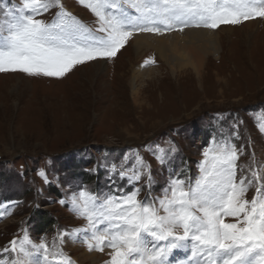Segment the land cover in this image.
Masks as SVG:
<instances>
[{"label": "rangeland", "instance_id": "rangeland-1", "mask_svg": "<svg viewBox=\"0 0 264 264\" xmlns=\"http://www.w3.org/2000/svg\"><path fill=\"white\" fill-rule=\"evenodd\" d=\"M2 1L0 21H5L6 10L20 0H10L6 8ZM61 2L84 24L97 26L77 0ZM57 11L43 18L51 21ZM223 26L230 27L211 29L220 36L215 47L201 51L200 68L187 52L199 48L188 34L148 33L161 38L162 57L154 41L136 52V36L142 32L134 33L115 57L77 65L60 79L0 73V203L18 202L0 207V252L13 238L23 237L26 223L36 236L51 238L53 224L56 234L85 224L59 200L83 186L108 193L113 181L130 191L126 181L108 173L112 165L119 172L132 164L137 153L150 166L152 179L150 195L147 174L136 185L145 187L141 200L161 195L173 173L196 177L201 151L213 138L242 148L238 164L246 174L249 167L264 174V133L258 128L264 123V19L232 25L226 32ZM161 149L163 164L154 155ZM254 194L250 190L247 198ZM40 212L52 219H40ZM68 246L81 264H92L83 263L85 247Z\"/></svg>", "mask_w": 264, "mask_h": 264}, {"label": "snow or ice", "instance_id": "snow-or-ice-1", "mask_svg": "<svg viewBox=\"0 0 264 264\" xmlns=\"http://www.w3.org/2000/svg\"><path fill=\"white\" fill-rule=\"evenodd\" d=\"M77 2L96 18L95 28L66 11L61 0H20L7 9L8 19L0 21V73L60 79L77 65L115 57L134 33L216 30L264 19V0ZM54 8L55 17L44 19ZM258 128L264 133V123ZM242 154L230 140L213 138L201 151L196 177L173 173L161 195L141 200L136 185L147 174L150 195L152 179L137 153L132 164L119 172L112 165L108 173L126 181L130 191L113 181L108 193L86 186L71 192L59 203L85 225L60 230L51 245L34 241L25 230L3 249L8 257L0 254V264H71L62 248L66 237L89 252L111 249L105 264H170L174 250L186 253L187 264H264V174L250 167L246 174L238 164ZM154 155L165 162L163 149ZM38 175L48 182L45 172Z\"/></svg>", "mask_w": 264, "mask_h": 264}, {"label": "bare ground", "instance_id": "bare-ground-1", "mask_svg": "<svg viewBox=\"0 0 264 264\" xmlns=\"http://www.w3.org/2000/svg\"><path fill=\"white\" fill-rule=\"evenodd\" d=\"M259 22V21H257ZM257 22H248L247 24L249 26H252L253 23H257ZM225 27V26H223ZM232 30V25H230V27H225L223 28V32L225 31H231ZM142 33V32H141ZM219 33L220 31H212L211 29H202V28H185L182 32L181 31H171V33H168V35L170 36H183V35H189L192 37V40L195 41L194 43H196L198 45V47L200 48H195V49H191L190 52L187 51L189 53V56L195 59L196 64H193V66H197V68H200V64H202V60H199L202 58V50H209L210 48H212L213 46L215 47L216 44H213L215 40L219 39ZM138 34V33H136ZM151 35H148V33H143L140 34L138 36H136L137 40L135 43V50L137 53H139V51L141 50V46L142 44H146L148 42L149 45H151L150 42L154 41L155 44V48H159L160 49V56L164 57L165 51L164 50V46L163 44L159 41V39L161 38H155V37H150ZM135 38V39H136ZM156 39V40H154ZM180 40L185 41L184 38H181ZM185 47V46H183ZM138 77H135L133 80L134 82H137ZM135 86V85H134ZM136 91V90H135ZM137 92V91H136ZM136 92H133V94H135ZM4 212H7V206L6 209L5 207L2 209V214ZM5 214V213H4ZM3 217V215L1 216ZM77 249V246H74ZM111 251V249H105L104 252H99V251H92L89 252L88 250L85 251L84 255L82 256V260L83 263L86 261V259L88 261H90L92 264H97L99 263V261L101 260H105L106 259V255H108V253ZM176 255L180 254V253H184V252H176ZM78 259V258H77Z\"/></svg>", "mask_w": 264, "mask_h": 264}, {"label": "trees", "instance_id": "trees-1", "mask_svg": "<svg viewBox=\"0 0 264 264\" xmlns=\"http://www.w3.org/2000/svg\"><path fill=\"white\" fill-rule=\"evenodd\" d=\"M40 213H42V216L40 217V219H42V218L45 219V218H46L48 221H49L50 219H52L50 215H45L46 213L44 214L43 212H40ZM43 214H44V215H43ZM40 224H41V225H42V224L44 225L45 223H40ZM53 225H54V224H53Z\"/></svg>", "mask_w": 264, "mask_h": 264}]
</instances>
